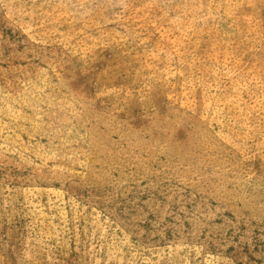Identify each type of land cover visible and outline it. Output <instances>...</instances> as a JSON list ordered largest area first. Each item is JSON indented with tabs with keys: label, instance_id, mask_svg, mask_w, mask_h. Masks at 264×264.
<instances>
[{
	"label": "rangeland",
	"instance_id": "374dc122",
	"mask_svg": "<svg viewBox=\"0 0 264 264\" xmlns=\"http://www.w3.org/2000/svg\"><path fill=\"white\" fill-rule=\"evenodd\" d=\"M0 264H264V0H0Z\"/></svg>",
	"mask_w": 264,
	"mask_h": 264
}]
</instances>
